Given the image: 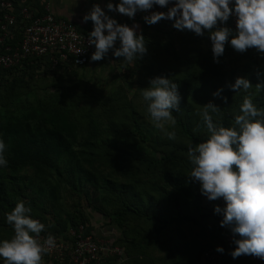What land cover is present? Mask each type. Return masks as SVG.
Instances as JSON below:
<instances>
[{
    "label": "trees",
    "instance_id": "obj_1",
    "mask_svg": "<svg viewBox=\"0 0 264 264\" xmlns=\"http://www.w3.org/2000/svg\"><path fill=\"white\" fill-rule=\"evenodd\" d=\"M224 24L232 29L229 19ZM24 25L18 16L6 44L15 46L20 41ZM172 25L157 23L149 28L171 35ZM186 60L191 64L195 61ZM72 68L80 67L60 65L53 70L45 58H28L0 69V139L7 145L8 161L6 167H0V240L14 235L5 214L23 200L32 209L31 217L45 225L40 234L44 237L49 233L59 236L68 227L82 223L91 224L94 216L90 218L89 213L94 212L106 235L116 230L117 234L111 235L112 244L122 248L125 264H204L203 254L217 247L223 248L219 253L224 264H252L250 255L231 256L236 245L224 240L222 214L214 212L216 205L224 206L208 200L201 194L199 183L190 178L188 147H175L159 136L136 134L125 124L119 128L114 121L102 130L101 120L79 106L73 82L60 86L63 84L56 75ZM49 75L50 80L46 79ZM39 77L47 80V86L37 87ZM262 77L256 72L245 78L253 86L245 96H250L257 108H264V88L258 93L255 88L257 83L264 84ZM163 78L178 86L180 110H173L178 134L192 145L202 142V133H208L202 118L196 116L193 101L199 99L208 81L197 83L166 74ZM45 87L61 89V93L37 98L34 93L45 91ZM232 95L228 90V101L221 104L218 114H212L214 122L225 127L232 126L244 100L242 94L230 103ZM30 96L35 101L27 100ZM216 116L221 118L219 122ZM132 120L137 123L134 117ZM142 177L158 178L160 183L146 178V184L151 182L147 189L140 181ZM78 188L75 196L85 202V214L65 212L60 204L61 191L76 193ZM43 264L57 263L43 260Z\"/></svg>",
    "mask_w": 264,
    "mask_h": 264
},
{
    "label": "clouds",
    "instance_id": "obj_2",
    "mask_svg": "<svg viewBox=\"0 0 264 264\" xmlns=\"http://www.w3.org/2000/svg\"><path fill=\"white\" fill-rule=\"evenodd\" d=\"M167 12H151L143 17L148 25L162 19L173 21L177 30H190L202 36L208 30L211 51L215 63L222 56L225 44L244 52L255 48L264 53V0H171ZM170 0H120L107 3L109 11H116L134 18L138 11L147 12L154 5L167 7ZM231 4V7H230ZM236 17L235 31L218 26ZM83 22L91 21L92 31L88 34L89 45L95 46L90 59H103L110 49L115 57H123L128 63L142 57L147 49L145 38L138 34L139 27L120 24L109 17L97 4L82 17ZM119 41V47L115 43ZM177 85L167 78L156 77L149 81V87L142 89L147 102V113L153 126L165 130L167 125L175 126L173 110L179 111L180 96ZM228 87L238 92L252 88L249 80L237 77ZM256 92L264 85L257 83ZM218 89L214 96L226 102ZM220 108L212 102L203 105L199 113L207 129V138L188 147L191 164L190 178L198 182L201 194L208 200L223 199L224 207H214L222 214L221 227L230 229L235 249L230 253L233 259L251 255L264 260V108H257L250 96L240 105V114L235 116L231 127L214 122L212 114ZM175 139L174 132L167 133ZM7 145L0 139V167H6ZM32 209L25 201L19 200L6 213V222L12 226L14 235L0 240V259L3 264H43V257L55 247V237L49 233L43 239L40 234L45 225L31 217ZM239 239H236V236ZM216 251L223 252L217 247Z\"/></svg>",
    "mask_w": 264,
    "mask_h": 264
},
{
    "label": "rangeland",
    "instance_id": "obj_3",
    "mask_svg": "<svg viewBox=\"0 0 264 264\" xmlns=\"http://www.w3.org/2000/svg\"><path fill=\"white\" fill-rule=\"evenodd\" d=\"M186 31L192 32L190 30ZM186 31H180L174 33V35L155 32L147 37L143 34L146 37H144L145 41H148V43H145L147 52L142 57L137 58L132 65L127 64V62L115 61L111 57H104L102 60L105 65L100 64L99 67L91 70V73L85 66L84 68H72L66 72L60 71L57 75L54 73L53 75L60 79L61 84H63L60 85L62 88L69 86L70 81L73 82L72 90L76 92L74 96H76L79 106L90 112L92 117L101 120L99 124L103 128L102 130L110 124V121H114L119 125V128H123L125 124V127L127 126L136 134L140 133L148 138L159 136L162 140L172 142L175 147L182 145L189 147L192 144L178 134L175 126L167 125L163 131L153 126L147 113V102L143 99L142 89L149 87L151 79L163 77L165 74L171 78L194 79L197 83L207 80L206 89L198 95L199 99L196 102L193 101L196 116L201 118L199 113L202 111L203 105L212 102L220 107L221 104L226 103L221 98L213 95L218 89H222L221 96L223 97H227L226 92L228 90L233 93L230 103L242 94H244V98L246 97L245 93L247 94L249 90L244 91L241 89L235 92L228 87V85L235 82L237 77L246 78L249 74L254 75L259 72L264 80V53L258 52L255 48L238 52L232 48L230 43H226L223 55L218 57L219 63H215L211 51L209 31L204 30L202 36L192 32L190 37V39H193L192 41L187 38ZM192 53H195V55ZM186 58L195 60L194 64L189 63ZM190 66H194V68H190ZM51 77L52 75H49L46 79L50 80ZM40 78L43 77L36 80L37 87L47 86V80L43 81ZM45 88V91L41 89L36 92L33 91L37 98L61 93V89L58 88ZM83 90L85 94H82ZM27 100L35 101V98L30 96ZM226 101H228V98ZM132 117L136 119V124L132 122ZM214 118L218 122L221 119L219 116ZM128 121H131L132 124ZM168 132H174L175 139H169ZM134 137L139 144L137 135ZM202 137L207 138L205 133H202ZM160 156V153L157 154L158 158ZM100 170L104 169L100 167ZM174 171H179V168H175ZM143 178L140 181L144 184V187L147 186V189L151 182L160 183L157 180L158 178L145 177L144 180ZM146 178H150L149 181H152H147L146 184ZM79 190L80 188L76 193L61 191L60 204L62 203L65 206V212L79 211L85 214L87 210L85 202L75 196V194H79ZM43 206L47 210H52L48 203L47 205L43 203ZM93 216L92 220H100L94 212L89 213L90 218ZM107 228L112 229L111 227ZM111 233L112 235L117 234L115 229ZM154 255L158 256L159 253L156 252Z\"/></svg>",
    "mask_w": 264,
    "mask_h": 264
},
{
    "label": "built area",
    "instance_id": "obj_4",
    "mask_svg": "<svg viewBox=\"0 0 264 264\" xmlns=\"http://www.w3.org/2000/svg\"><path fill=\"white\" fill-rule=\"evenodd\" d=\"M171 6V0L167 7L154 5L147 12L137 14L136 19L145 22L144 16L154 11L166 13ZM38 14L28 6L16 8L12 0H0V69H9L28 58H45L53 70L60 65L86 66L95 51V46L88 43V34L80 33L64 19L55 18L47 8ZM18 16L26 25L23 26L20 41L12 46L6 41ZM229 21L235 31V15H231ZM158 23L173 24V21L162 19ZM216 202L224 206L223 199H217ZM106 234L99 220L68 227L63 234L55 237V247L44 255L43 260L57 264H125L122 248L112 244V233ZM222 234L226 242L233 243L230 229L223 227ZM40 238L44 236L40 235ZM235 238L239 239V236ZM203 262L224 264V259L219 252L209 249L203 254ZM251 262L264 264V260L254 256H251Z\"/></svg>",
    "mask_w": 264,
    "mask_h": 264
},
{
    "label": "crops",
    "instance_id": "obj_5",
    "mask_svg": "<svg viewBox=\"0 0 264 264\" xmlns=\"http://www.w3.org/2000/svg\"><path fill=\"white\" fill-rule=\"evenodd\" d=\"M15 4L16 8H19L22 6H28L34 13L42 14L44 10L47 8L48 11L58 19H64L71 24L74 25L77 31L84 34H89L92 31L93 24L89 20L87 22H83L82 17L87 14L92 6L94 4H97L101 7V9L105 12L106 15L109 17L115 19L120 24H127L129 27H131L133 24H137L139 27L136 29L138 34H145L146 37L151 35L152 33H155L154 30L149 28V25H147L145 22L141 20H137L136 16L137 14H140L141 11H138L134 18H129L126 15H122L116 11H109L106 7L107 3L111 2L114 5L119 3L120 0H12ZM232 3H234V0H232ZM231 7V4H230ZM17 12V9H16ZM221 24L218 23V26ZM172 35L174 33L180 32V30L172 28ZM186 31V30H184ZM187 38L189 41H192L193 39H190L191 33L187 32ZM115 47H119V41L115 43ZM105 57H111L113 60H118V62H126L123 57H115L113 55V50L110 49L109 52L106 54ZM104 64L103 60L99 61H92L90 60L89 63L86 65L87 70L91 73V70L94 68H97L100 66V64ZM132 63H128L129 65H132ZM85 67V66H84ZM83 67V68H84ZM85 68V69H86Z\"/></svg>",
    "mask_w": 264,
    "mask_h": 264
}]
</instances>
